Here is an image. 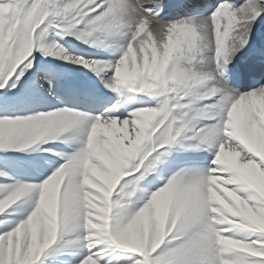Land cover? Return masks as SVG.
<instances>
[{"label": "rangeland", "instance_id": "rangeland-1", "mask_svg": "<svg viewBox=\"0 0 264 264\" xmlns=\"http://www.w3.org/2000/svg\"><path fill=\"white\" fill-rule=\"evenodd\" d=\"M29 1H0V264H264V183L233 152L229 158L221 151L223 160L210 162L216 166L211 184L197 199L188 187L200 185L205 174L189 165L168 170L167 176L157 173L171 149L186 145L178 126L182 113L168 108L163 98L157 101L160 116L147 144L130 162L129 132L123 141L101 130L94 137L79 134L39 87L17 88L45 60L51 32L61 29L75 39L94 41L89 36L93 13L82 10L84 20L76 26L61 24V11H48L47 1L53 0H38L34 18L24 12ZM254 1L259 2L243 4L250 8ZM170 18L162 20L177 27L170 47L181 51L183 62L213 53V45L200 42L194 26ZM239 32L235 27L225 43L228 58L238 50ZM21 33L28 46L16 53ZM251 98L239 119L261 124V101ZM233 139L248 158L256 157L252 148L264 157L261 136H252L251 150Z\"/></svg>", "mask_w": 264, "mask_h": 264}, {"label": "bare ground", "instance_id": "bare-ground-1", "mask_svg": "<svg viewBox=\"0 0 264 264\" xmlns=\"http://www.w3.org/2000/svg\"><path fill=\"white\" fill-rule=\"evenodd\" d=\"M161 2L162 0H53L50 4L47 1L49 12L56 14L61 11V24L76 26L84 20L82 10L93 13L89 36H94V41L89 43L75 39L62 33L61 29L56 33L51 32L47 41L48 49H45V60L36 63L32 74L19 81L17 88L33 86V79L37 78L35 84L48 90L47 96L54 99L57 113L68 117L79 134L94 137L101 130L123 141L129 132L133 140L130 149L132 153L128 157L130 162L142 153L141 146L147 144L152 127L157 124L155 120L160 116L156 108L157 101L163 98L168 108L182 113L178 126L184 131L186 145L180 144L181 146L177 145L172 149L158 164L157 173L166 175L168 170L184 164L201 173V176L205 174L200 185L187 186L191 197L197 199L207 194L206 185L210 183V176L216 168L210 162H221L224 158L221 151H225L229 158L233 152L240 165L246 170H252L254 176L264 183L263 153L252 148L256 157L250 159L247 150L231 140L234 137L250 150L249 145L255 142H251L252 136H261V142H264V47L259 46L260 37L257 38L258 44L252 40L253 32L264 33V22L256 18L257 14L264 16V0L252 2L250 8H246L241 2L238 5L241 6L240 14L236 19L234 16V22L230 20L231 14L236 11L234 0L222 1L218 43L224 44L232 36L231 32L235 27H238L242 34L240 45L238 44L235 55L227 61L242 72L241 90L232 87L219 75V66L213 59V53L207 52L200 56L202 63L200 60L189 63L180 59L181 51H173L170 47L171 32L176 34L177 27L166 24L160 19V14L154 13L156 5ZM37 3L38 0H30L29 4L23 5L24 12L30 13L34 18L39 14ZM148 3L152 5V10L148 8ZM75 7L82 8L74 11ZM197 11L190 0L177 10L168 11V15L171 18L180 17L182 22L194 26L202 36L200 42L208 47L214 46L211 16L188 15ZM249 14L252 15L251 19H247ZM236 20L239 23L237 26ZM16 43L13 45L16 53L28 46L22 33L19 38L17 36ZM254 45L258 48L255 55H249L247 63L242 62V54ZM143 65L147 66L144 72L141 71ZM257 79L263 80L262 85L256 89L251 88V82ZM151 88H154L153 91ZM251 95L261 101V107L257 111L263 120L261 124L258 121L244 123L239 119V115L243 113L242 108H249ZM203 103L204 108L201 106ZM219 111H227L226 116L218 114ZM200 114L207 116L205 120L200 118ZM249 118L251 117L248 116ZM188 122H193L195 127L189 129ZM261 142L257 141L255 145Z\"/></svg>", "mask_w": 264, "mask_h": 264}]
</instances>
